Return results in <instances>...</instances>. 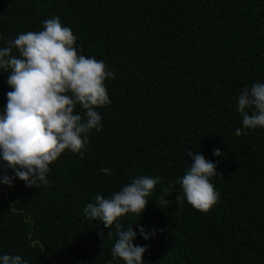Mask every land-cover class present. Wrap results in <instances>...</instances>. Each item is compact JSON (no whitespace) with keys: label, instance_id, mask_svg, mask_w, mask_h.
<instances>
[{"label":"trees","instance_id":"1","mask_svg":"<svg viewBox=\"0 0 264 264\" xmlns=\"http://www.w3.org/2000/svg\"><path fill=\"white\" fill-rule=\"evenodd\" d=\"M54 16L73 30L79 54L115 74L105 81L111 104L97 109L102 128L88 134L83 156L65 150L50 165L47 186L0 183V256L124 264L111 255L115 226L83 208L135 177L159 176L143 215L119 221L147 246L144 264H264V128L235 135L238 96L264 83V0H0V47ZM7 76L0 71V112L12 90ZM188 149L223 174L210 178L220 197L207 213L176 199Z\"/></svg>","mask_w":264,"mask_h":264},{"label":"clouds","instance_id":"2","mask_svg":"<svg viewBox=\"0 0 264 264\" xmlns=\"http://www.w3.org/2000/svg\"><path fill=\"white\" fill-rule=\"evenodd\" d=\"M76 41L73 30L54 16L43 22V30L19 33L7 46L0 47V71L8 74L6 82L12 89L0 112V164L4 168L0 183L13 187L18 177L28 187L47 186L50 165L65 150L83 156L88 134L93 129L101 130L102 115L97 109L111 104L105 81L115 79V74L104 61L79 54ZM78 105L82 113H75ZM237 110L242 128H236L235 135L264 128V83L244 88L238 96ZM213 155L223 153L215 148ZM186 156L192 158V163L176 181L182 189L176 199L181 204L186 200L196 210L207 213L220 197L210 178H223V174L202 152L188 149ZM8 170L14 175L10 176ZM101 171L111 175L107 167ZM162 181L159 176L135 177L109 198L97 194L95 202L83 208L88 219L101 221L106 228L115 226L107 234L108 238L113 233L118 237L111 249L113 259L120 258L124 264H144L147 246L136 245V232L132 227L125 229L119 221L129 213L141 217L149 204L147 197ZM162 191L170 192L171 186ZM160 202L168 203L164 196ZM140 233L149 238L143 227ZM99 235L103 237V233ZM0 264L27 262L20 255L5 254L0 256Z\"/></svg>","mask_w":264,"mask_h":264}]
</instances>
